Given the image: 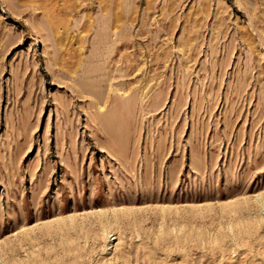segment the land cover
Segmentation results:
<instances>
[{"label": "rangeland", "instance_id": "rangeland-1", "mask_svg": "<svg viewBox=\"0 0 264 264\" xmlns=\"http://www.w3.org/2000/svg\"><path fill=\"white\" fill-rule=\"evenodd\" d=\"M0 264H264V0H0Z\"/></svg>", "mask_w": 264, "mask_h": 264}, {"label": "bare ground", "instance_id": "bare-ground-1", "mask_svg": "<svg viewBox=\"0 0 264 264\" xmlns=\"http://www.w3.org/2000/svg\"><path fill=\"white\" fill-rule=\"evenodd\" d=\"M121 11H122V10H121ZM116 32H118V31H116ZM116 32H115V33H116ZM119 35H120V34H119ZM121 37H122V35H121ZM115 42H116V41H115ZM110 47H111V46H110Z\"/></svg>", "mask_w": 264, "mask_h": 264}]
</instances>
